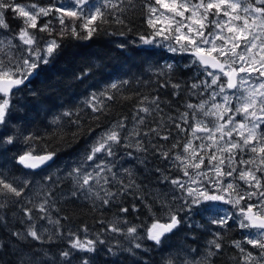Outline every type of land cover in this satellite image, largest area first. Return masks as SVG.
Returning <instances> with one entry per match:
<instances>
[{"label": "snow or ice", "instance_id": "1", "mask_svg": "<svg viewBox=\"0 0 264 264\" xmlns=\"http://www.w3.org/2000/svg\"><path fill=\"white\" fill-rule=\"evenodd\" d=\"M131 5L133 0H97L96 4L93 0H49L43 5L39 0L27 3L0 0V32H9L6 14L22 20L18 32L0 39V128L4 129L0 132V154L13 151L18 140V130L9 134L8 129L17 119L15 113L24 105L19 101L14 103V98L27 88L33 77L39 76L42 66L59 56L62 41L65 38L91 40L103 25H124L121 14ZM145 7L147 24L153 31L149 36H139L141 44L159 46L160 42L169 41L168 51L192 57L185 67L196 65L197 76L210 79L192 82L188 86L189 94L203 97L207 93V98L198 104L186 103V111L178 117H166L159 94L142 97L135 106L132 127H128V117L124 116L105 128L94 137L81 162L67 175L73 179V197L83 196L95 207L107 209L118 198L134 194L153 216V222L141 236L138 227L129 225L126 219V214L138 212L139 208L135 204L131 209L121 206L118 212L124 215L109 222L99 221L102 228L95 240L81 239L76 233L68 232L66 246L53 251L44 245L62 241L65 233L61 218L51 215L52 188L42 184L44 194L40 199L21 200L30 181L18 184L6 171L0 170V226H8L3 210L18 204L22 226L11 230L8 238L0 242V264H74V261L94 264L93 255L78 254L97 253V245L106 244L105 232L128 241L127 246L117 241L107 247L109 254L118 256L120 252H127L136 256L137 250L147 251L145 240L160 246L167 234L182 226L192 230L204 227L192 219L203 214H207L209 224L221 231L213 233L200 259L183 255L178 264H215L214 258L223 255V232L234 226L245 233L241 239L231 242L238 253L234 257L236 264H264V0H154V4L148 2ZM174 70L173 64H167L158 69L157 75L165 77L159 88L171 87L172 95L178 96L182 85L172 82L170 74ZM87 75L83 72L77 78ZM129 83L121 79L99 93H91L84 104L97 114L92 119L98 120L106 114L109 105L105 102L115 100L113 92ZM62 116L72 117L73 112L65 111ZM149 117L151 123H148ZM59 122L60 118L52 121ZM71 122L80 125L79 119ZM173 129L183 138L174 137ZM33 139L30 135L24 136L26 143ZM154 140L172 143L165 148ZM149 146L159 159L170 162L169 169L175 168L187 177L186 180L171 177L159 167L155 169L161 173L160 182L172 186V199L180 202L174 207L164 193L155 195L154 200L164 210L163 219L156 218L152 203L137 191L139 185L129 169H124L129 177L127 183L113 171L118 148L148 153ZM55 155V152L37 153L35 148H29L13 162L25 169H50ZM127 155L131 157L133 152ZM43 181L55 185L58 178L54 180L53 175H45ZM114 183L118 185L115 191L110 187ZM177 192L179 196L175 195ZM216 202L231 205L236 211L220 215ZM121 224L127 227L122 228ZM82 231L87 233V226ZM191 252L199 255L197 249ZM167 264L177 262L169 259Z\"/></svg>", "mask_w": 264, "mask_h": 264}, {"label": "trees", "instance_id": "2", "mask_svg": "<svg viewBox=\"0 0 264 264\" xmlns=\"http://www.w3.org/2000/svg\"><path fill=\"white\" fill-rule=\"evenodd\" d=\"M17 1L28 2V0ZM148 2L154 4V0H133V5L128 6L126 12L121 14L125 20L124 25L115 23L103 25L102 30L91 40L65 38L62 41L59 56L47 66H42L39 76L33 77L27 88L14 98V103L19 101L24 105L23 109L15 113L17 119L8 129L9 134L18 130V140L13 151L0 154V170L6 171L8 176L14 178L18 184L24 180L30 181L21 200L40 199L44 194L41 188L42 184L52 188L54 208L51 209V215L53 218H61L65 236L62 241L44 245L45 248L51 247L53 251H56L65 247L69 239L68 232L76 233L81 239L95 240L96 234L102 228L100 220L113 221L117 216L124 215L118 212L119 207L124 206L131 209L133 204L139 208V211H130L126 214V219L129 225L138 227V233L141 236L145 235V229L150 227L153 216L149 214L141 200L136 199L134 194L118 198L110 208L95 207L91 200L83 196L77 198L71 195L73 179L67 173L72 169L71 165L74 162L78 164L81 162L82 156L93 138L105 128L124 116L128 117V127H132L135 106L142 97L151 98L159 94L163 101L161 107L164 109L166 117H178L180 112L186 111V103L198 104L202 99L207 98V93L203 97L189 94L188 86L192 82L198 79H210L198 77L196 65L191 68L185 67L191 61L190 56L172 53L162 46L140 44L139 36H149L153 31L147 24L148 12L145 4ZM39 3L47 4L49 0H39ZM93 3H97V0H93ZM6 19L10 28L8 33L2 32L5 36L15 34L22 27V20L14 18L11 13L6 14ZM121 32L124 34L121 35ZM40 35L46 37V34L41 33ZM118 44H124L125 47H117ZM167 64L175 66L174 72L170 74L172 82H179L182 85L178 96L172 95L174 90L171 87L159 88V83L163 82L165 77L158 76L157 72L159 68H163ZM83 72H87L88 75L83 79H78L77 77L81 76ZM121 79H127L130 83L113 92L115 100L105 102L109 105L106 114L100 115L98 120L92 119V116L97 114L92 113L85 106L84 101L90 97L91 93H99L109 84ZM69 110L73 112L72 117L62 116L63 112ZM77 112H79V116L76 115ZM54 118H60V122L52 123ZM77 119L80 121L79 126L71 122ZM151 122L152 118L149 117L148 123ZM3 131L4 129L0 128V132ZM29 135L34 139L26 143L24 136ZM172 135L183 138L175 129H173ZM153 142L164 145L165 148L172 143V141L155 140ZM29 148H35L37 153L43 150L55 152L53 166L50 169L30 171L15 164L14 158ZM130 151L133 152L131 157L127 155ZM117 153L121 154L120 164L114 168L118 179H123L127 183L129 177L124 169H129L132 172L136 184L139 185L137 191L144 196L147 202L152 203L156 218L163 219L164 210L154 200L155 195L164 193L174 207L179 206V200L172 199L173 193L170 191L172 186L167 182L161 183V173L155 171L159 167L163 174L187 179L177 169H169V161L159 159L157 155L153 154L150 146L148 153L135 152L133 149L123 147L118 148ZM137 157L144 162L141 163ZM45 175H53L54 180L58 178V183L50 185L44 182ZM110 187L115 191L118 185L114 183ZM175 195L179 196L180 193L177 192ZM96 204L98 205L99 202L97 201ZM215 206L219 209L220 215L236 211L231 205L219 202H216ZM20 207L19 204L10 205L3 210L8 217V226L7 228L0 226V242L8 238V233L11 230L22 227L19 223ZM192 219L197 220L204 227L192 230L182 226L180 229L174 230V233L167 234L160 246L145 240L143 243L147 251L137 250L136 256L129 255L127 252H120L118 256L109 254L107 247L115 245L117 241L121 245L127 246L128 241L123 236L108 232L103 233L106 244L97 245V253H79L78 255H93L94 264H167L169 259L178 264L183 255L200 259L207 249L208 241L213 239V233L221 230L207 222V214L194 215ZM39 223L49 228L52 227L45 221ZM85 226L88 228L87 233L82 231ZM120 227L126 228L127 225L121 224ZM243 235L245 233L236 229L235 226L232 230L223 232L221 241L224 246L223 255L214 258L215 264H236L234 257L238 253L231 247V242L241 239ZM191 249H197L199 255L197 252H191ZM74 264H79V262L74 261Z\"/></svg>", "mask_w": 264, "mask_h": 264}, {"label": "rangeland", "instance_id": "3", "mask_svg": "<svg viewBox=\"0 0 264 264\" xmlns=\"http://www.w3.org/2000/svg\"><path fill=\"white\" fill-rule=\"evenodd\" d=\"M17 3H22V2H19V1H17ZM93 4H96V3H93ZM89 6H91V5H89ZM156 7H158L159 8V6L158 5H156ZM160 11H164L163 9H160ZM168 15H171L170 13L168 14ZM177 19H179V18H177ZM160 25L158 24L157 25V27H159ZM14 35V34H13ZM6 36H12V35H6ZM5 37V35L2 33V32H0V39H3ZM157 39V41H159L160 40V38L159 37H157L156 38ZM14 43H19V41H14ZM140 44H141V42H140ZM168 44H169V41H162V42H160L159 43V46H162V47H165L167 50H168ZM144 46H148V45H144ZM186 55V54H185ZM190 59H192V57H190ZM237 119H239V117H237ZM94 139V138H93ZM93 141V140H92ZM119 151H120V153L123 155V152L121 151V149H119ZM120 153H117V156L115 157V158H113V162L115 163V167H117L119 164H120V160H121V154ZM78 165V163L77 162H74L72 165H71V168H73V167H75V166H77ZM114 167V168H115ZM89 170H91V169H89ZM113 171L115 172V170L113 169ZM186 180V179H185ZM34 192H37L36 190H34Z\"/></svg>", "mask_w": 264, "mask_h": 264}, {"label": "water", "instance_id": "4", "mask_svg": "<svg viewBox=\"0 0 264 264\" xmlns=\"http://www.w3.org/2000/svg\"><path fill=\"white\" fill-rule=\"evenodd\" d=\"M210 70H211V69H210ZM26 170H30V171H37V170H41V169H36V170L26 169Z\"/></svg>", "mask_w": 264, "mask_h": 264}]
</instances>
